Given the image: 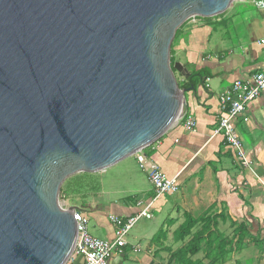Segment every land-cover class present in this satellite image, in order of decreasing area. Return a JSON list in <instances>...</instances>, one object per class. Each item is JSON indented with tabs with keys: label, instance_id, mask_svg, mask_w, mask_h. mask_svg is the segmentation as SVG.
I'll use <instances>...</instances> for the list:
<instances>
[{
	"label": "water",
	"instance_id": "95a60500",
	"mask_svg": "<svg viewBox=\"0 0 264 264\" xmlns=\"http://www.w3.org/2000/svg\"><path fill=\"white\" fill-rule=\"evenodd\" d=\"M235 1L0 0V264L69 262L77 208L59 206L63 183L184 118L176 32Z\"/></svg>",
	"mask_w": 264,
	"mask_h": 264
},
{
	"label": "crops",
	"instance_id": "0c3cea01",
	"mask_svg": "<svg viewBox=\"0 0 264 264\" xmlns=\"http://www.w3.org/2000/svg\"><path fill=\"white\" fill-rule=\"evenodd\" d=\"M251 5L238 0L216 19L189 20L191 24L187 22L173 41L175 60L181 66L187 64L189 74L200 72L201 76L194 78L197 83L185 94L184 118L142 155L147 164H156L177 181V192L156 198L134 155L106 171L125 173V188L104 190L101 175L106 172H98L95 175L101 183L93 197L86 192L77 196L83 203L76 208L87 218L90 235L109 242L115 239L112 217L127 219L146 208L152 215L133 226L121 253L113 254L107 264H175L171 255L204 225L199 222L191 236L175 239L174 232L187 214L217 219V232L229 242L224 264H264V91L235 121L251 162L249 169L241 167L235 151L221 134H215L222 115L220 96L235 81H248L264 72V10ZM187 119L195 120L193 132L183 128ZM206 252L202 244L191 260L208 264ZM67 264H84V259L73 254Z\"/></svg>",
	"mask_w": 264,
	"mask_h": 264
},
{
	"label": "built area",
	"instance_id": "2783aa9c",
	"mask_svg": "<svg viewBox=\"0 0 264 264\" xmlns=\"http://www.w3.org/2000/svg\"><path fill=\"white\" fill-rule=\"evenodd\" d=\"M253 6L258 10H264V0H251ZM196 18H192L194 22ZM264 91V72L256 73L251 80H237L232 84L230 91L222 94L219 98L221 117L215 134H221L225 143L236 153L242 168L249 169L251 162L247 160L246 154L239 141L235 121L245 115L246 107L256 100ZM196 123L193 119H187L183 123L185 131L193 132ZM140 169L146 171L150 184L155 190L156 198L170 195L178 190L177 181L168 178L154 163L147 164L142 153L136 154ZM68 208V207H67ZM67 208H62L66 210ZM76 223L77 237L73 250L74 255H80L84 264H107L108 259L115 253H121L126 245V236L129 231L142 219H151L152 215L148 208L143 209L127 219L112 217L115 239L112 242L98 239L90 235L88 231V220L80 210L72 212ZM73 256V255H72Z\"/></svg>",
	"mask_w": 264,
	"mask_h": 264
},
{
	"label": "trees",
	"instance_id": "16d2710c",
	"mask_svg": "<svg viewBox=\"0 0 264 264\" xmlns=\"http://www.w3.org/2000/svg\"><path fill=\"white\" fill-rule=\"evenodd\" d=\"M223 15V14H222ZM186 23L182 26L184 27ZM180 27L175 35L174 42L176 40L177 34L179 30L182 28ZM174 42L172 44V48L174 46ZM171 68L176 73L173 65L176 61L174 58V52L171 49ZM185 69L188 68L187 64L183 66ZM200 72H191L189 74V77L186 79L185 83H181L177 78L178 85L181 89L190 88L191 86H195L197 83L194 81V78L200 77ZM147 149V148H146ZM145 149V150H146ZM144 150V151H145ZM77 179V183L72 185L69 183V181L65 182L64 185L66 186V190L63 189V186L61 188L64 196L72 194L73 192H76L77 194L81 195L86 192V189L91 187L89 185L91 182H93L92 176L88 175H82L79 174L75 176L73 180ZM71 182V181H70ZM75 188V189H74ZM217 219L211 218L208 216H203L201 218H193L189 214L185 215V220L182 223V225L179 226V228L174 232V238L177 240H184L186 237L191 236L192 229L199 223L203 222L204 225L202 226L201 230L195 232L192 234L191 239L188 241V243L174 252L170 259L175 264H203L200 260H191V257L195 256L197 253L201 251V245L205 244L207 252L205 254L206 258L210 259V262L208 264H224L227 261L228 252H226V247L228 246V241H226L220 234L217 232L216 229V222ZM240 239V238H239Z\"/></svg>",
	"mask_w": 264,
	"mask_h": 264
},
{
	"label": "rangeland",
	"instance_id": "374dc122",
	"mask_svg": "<svg viewBox=\"0 0 264 264\" xmlns=\"http://www.w3.org/2000/svg\"><path fill=\"white\" fill-rule=\"evenodd\" d=\"M245 2H247V3L248 2H251L252 3L251 0H245ZM251 6H252V8L255 9V7L253 6V4ZM220 16H222V14L214 17V19H216V18H218ZM197 19L209 21V20H211L213 18H199V17H197ZM188 23L191 24V22H188ZM182 59H184V58H182ZM175 63H179V62L175 61L174 64ZM175 76H176V78L178 80H180V78H182V77L179 76L178 73H175ZM107 170H108V168L105 169L104 171H101V172L103 173V172H106ZM102 173H100V174H102ZM119 173L116 174L115 172H106L104 175H101V180H102V184H103L102 186H103L104 190H110V189L122 190V188H125V173H121V174H119ZM81 174L82 175H88L89 177L92 176L93 182H91L89 184V185H91V187H89L88 189H86V193H92V194H90L92 196L93 193H94L93 192L94 191V188L97 187V186H99L100 183H101V181H99L100 178L95 175L96 173H81ZM75 176H77V175H75ZM75 176L70 177L66 181L67 182L69 181V183L70 184H73V185L76 184L77 183V179L73 180L75 178ZM98 181H99V185H98ZM64 183L62 185L63 186V189L66 188V186L64 185ZM64 193H65V191H64ZM64 193L62 192V190H60V194H59V206L61 208H67L69 205L70 206L74 205L75 207H77V208L80 209V206L83 203L82 200L79 201V199L77 198V196H80V195L77 194L76 192H73L72 194H69V195L64 196L63 195Z\"/></svg>",
	"mask_w": 264,
	"mask_h": 264
}]
</instances>
